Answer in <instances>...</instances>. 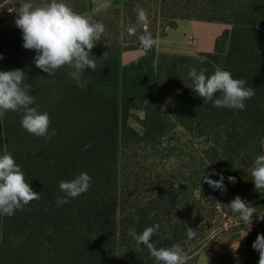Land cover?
Returning a JSON list of instances; mask_svg holds the SVG:
<instances>
[{
	"label": "trees",
	"instance_id": "trees-1",
	"mask_svg": "<svg viewBox=\"0 0 264 264\" xmlns=\"http://www.w3.org/2000/svg\"><path fill=\"white\" fill-rule=\"evenodd\" d=\"M6 1L0 0V5ZM129 1L137 19L141 8L136 6L144 0ZM154 2V22L158 18L163 23L161 30L154 29L148 17L147 32L154 40L180 19L224 23L229 28L217 38L213 52L199 57L158 55L153 46L126 65L122 52L135 48L122 46L116 35L109 49L91 50L97 68L85 70L84 78L90 82L84 88L70 78L67 66L49 77L34 64L35 50L23 48L22 36L0 31V71L25 72L40 110L50 115L49 131L54 128L57 133L50 141L30 134L21 127L20 114L12 111L0 119V154L10 151L31 188L41 194L25 210L0 216V264H120L123 251L131 260L127 264H157L149 250L128 234L130 229L141 233L157 223L159 229L152 237L156 246L180 243L188 253L187 264H192V256L214 233L200 230L188 239L185 223L191 228L198 225L193 213L200 214L203 224L204 215L217 213V202L229 204L237 195L257 207L258 215L264 213V205L260 207L264 190H255L251 176L255 158L264 155V0ZM80 3L82 8L74 10L90 14L92 1ZM18 33L22 35L19 28ZM7 34L11 36L5 38ZM190 67L204 68L206 75L217 67L228 70L233 78L245 79L255 95L245 101L242 111L204 104L191 89ZM133 110L145 113L140 121L143 133L129 124ZM178 129L185 136L180 141L172 137ZM87 144L91 147L85 150ZM140 145L168 151L160 160L181 165L184 188L174 185L171 170L163 169L157 177L168 185L147 201H132V189L143 175L133 157ZM142 150L153 156L148 148ZM82 171L92 178L88 191L55 207L57 196L64 195L60 181ZM213 172L223 175L224 191L204 182V175L220 179L210 175ZM229 176L235 177V183ZM250 228L248 239L257 238L264 234V220L254 215ZM221 258L216 264L225 263ZM226 264H233V258Z\"/></svg>",
	"mask_w": 264,
	"mask_h": 264
},
{
	"label": "clouds",
	"instance_id": "clouds-1",
	"mask_svg": "<svg viewBox=\"0 0 264 264\" xmlns=\"http://www.w3.org/2000/svg\"><path fill=\"white\" fill-rule=\"evenodd\" d=\"M148 14L145 9L137 10V23L146 24ZM15 25L22 31L23 48L35 50L33 62L37 68L50 76L64 66L71 71L69 76L75 80L77 86L84 88L90 82L85 79V70L94 72L97 68L96 58L91 50L101 40L106 32L103 22L97 21L93 16L77 12L65 0H49L48 3L36 4L34 0H24L20 4L15 19ZM136 26L130 28L134 32ZM143 49L150 50L155 40L150 32H145L138 37ZM106 55V53L104 54ZM0 59L3 56L0 55ZM204 68L190 67L187 73L193 81L191 88L204 104L212 103L213 107L244 110L245 101L255 95V89L247 85L245 79L233 78L228 70L217 67L215 71L206 75ZM27 76L22 69L0 71V119H3L9 111L20 114L21 127L28 133L37 137L51 140L57 133L51 131L50 115L40 110L36 103V96L32 95L33 87L27 82ZM220 93L219 96L216 94ZM91 147L85 145V150ZM51 163H55L52 161ZM219 180L209 179L204 175L203 180L210 187L225 190L222 174ZM252 182L256 191L264 190V155H258L251 169ZM228 180L235 183V177L229 176ZM92 183V178L87 172H79L70 180H61L60 192L63 196H57L55 207L67 204L86 193ZM177 187L179 185H176ZM41 199V194L35 192L30 182L26 180L25 173L16 163L10 151L0 154V216H12L18 210H25L32 201ZM218 206H226L232 212L239 214L240 219L247 226V233L251 231L253 217L264 220V215L257 214V207L251 202L237 195L228 205L217 202ZM30 210V209H28ZM154 215V214H153ZM151 218V217H150ZM186 225L188 239L197 236L198 231ZM159 229V224L146 227L141 233L134 229L129 230V235L149 250L150 256L155 258L157 264H187L188 253L180 243L170 247H157L152 237ZM50 232V230H48ZM239 247V244L236 248ZM252 248L259 253L258 264H264V234H258L252 244Z\"/></svg>",
	"mask_w": 264,
	"mask_h": 264
},
{
	"label": "rangeland",
	"instance_id": "rangeland-1",
	"mask_svg": "<svg viewBox=\"0 0 264 264\" xmlns=\"http://www.w3.org/2000/svg\"><path fill=\"white\" fill-rule=\"evenodd\" d=\"M91 1L92 10L89 15L93 16L97 21L103 22L106 27V32L102 35L101 40L98 41L96 46L92 49L93 51L100 53L103 52L105 49H109L110 46L113 45L116 35L119 36L120 40L124 42L122 43V46H129L135 49H143L138 37L139 35L148 31V25L150 24V22H147L146 24L137 23L136 12L134 11L135 9H133L129 0ZM23 2V0H7L6 3H4L0 8V23L2 20V16L4 14H7L9 11H11L10 13H12V18L15 23L18 8ZM48 2L49 0H34V3L36 4H43ZM65 2L68 3L71 7H73V9L82 8L80 0H65ZM116 3L119 4L116 5ZM136 8L145 9L147 11L148 17L151 20V25L154 29H162L163 23L160 19L158 20L157 18V23L154 22L155 17L152 14V10L157 9V4L154 2V0H144L141 2L139 1ZM114 9L119 11L116 13V10ZM113 10L114 12L110 13V15L108 16L107 13ZM9 18L10 17H5V20H8ZM125 22L136 24L137 30L134 32H130L131 27L128 28V26L125 25ZM177 22L178 24H186L185 22H187L188 24H194V26L191 28V32L193 33L194 38H191L190 36H183L179 32L173 33L174 36L180 35V37L177 39L173 37L169 38L163 41L164 43L162 45L166 50L170 49L173 51L174 49H177L176 53L172 52V54L168 55L199 57V55L202 54L201 48L211 49L213 43H216L217 38L220 37V35L225 29L229 28V25L217 22H206L190 19H180ZM8 26L9 25L7 24V22L3 23V25L0 26V31L9 33L11 32L13 34H16V36H22L18 33V28L16 27V25L12 28H6ZM173 29L174 28H167L166 34H168V32L172 31ZM6 36L11 35L7 34L5 35V38ZM156 40L154 47H156ZM169 52L170 51H168V53ZM159 54L167 55L161 53ZM121 61L123 65L132 62L126 61L124 58H122V56ZM144 117L145 113L143 111L133 110L131 112L129 124L138 132L143 133L144 129L140 121L144 119ZM172 137L175 140L179 141L185 138L181 129H178ZM145 148H148L149 152H152L151 154H153V156L146 154L145 151L142 150ZM150 148L153 147H146L145 145H140L139 150L133 153V157L139 160V164L136 165V167H139V171L143 175L142 181H139L138 183L136 182V185L132 189V201L135 199L147 201L149 198H152V194H154V192H156L158 188H162V186L166 187L168 185L167 181H164V179H158L157 177L158 173H164L163 169L171 170L170 173L175 182L174 185H179L181 187L183 186L182 184H184V178L179 174V167H181V165L175 161H172V165L166 161L162 162L163 160H165V154H167L168 151L162 149L161 146H157V149H153V151H150ZM148 155V161L143 162L146 159L145 156ZM160 158H162V161L160 160ZM261 205H264V198L262 202H260V207ZM223 208L224 209L218 206L216 207L217 213H210V215H204L203 220L206 218V221H204L203 224H199L198 219L202 218L200 217V214L193 213L191 215L195 218L197 216L196 223L198 225L192 226L193 229H196L198 232L200 230L214 232L210 240H208L206 244H204V246L192 256V264H216L218 259L220 261V257L225 258L224 264H226L230 257L233 258V264H258L259 253L252 248V244L256 240V238L248 239V233L245 228L246 224L240 219L239 216L235 217L237 213L232 212L230 208L226 206H223ZM262 215H264V213ZM238 244L239 247L236 248ZM193 245H195V241L189 243V246L193 247ZM124 248L125 247L122 246L123 250ZM128 258V255L124 251L121 252V256L119 257L120 264L130 263L131 260H129Z\"/></svg>",
	"mask_w": 264,
	"mask_h": 264
},
{
	"label": "crops",
	"instance_id": "crops-1",
	"mask_svg": "<svg viewBox=\"0 0 264 264\" xmlns=\"http://www.w3.org/2000/svg\"><path fill=\"white\" fill-rule=\"evenodd\" d=\"M3 4L0 5V8ZM11 11H9L7 14H4L2 16V20H1V23H0V26L3 25V23L7 22V24L9 25L8 27L6 28H12L13 26H15V23H14V20L12 18V13H10ZM5 17H10L8 20H5ZM186 24L184 23H179L177 22V26L176 28H174L172 31L168 32V34H166L165 36L163 37H159L156 41V51H157V54L160 55L159 53L161 54H172L173 53H176V50L177 49H174L173 51L172 50H166L164 49V47L162 46L163 45V41L169 39V38H179L180 35L178 36H174L173 33H180L181 35L183 36H190L191 38H194V35L193 33L191 32V28L194 26V24H188L187 22H185ZM167 33V32H166ZM215 44L216 43H213L211 49L207 48V49H202L201 48V51L202 53H209V52H212L214 49H215ZM177 47V45H176ZM168 51H170L168 53ZM167 52V53H166ZM146 54V50L145 49H134V50H127V51H124L122 52V58H124L126 61H134L136 59H138L139 57H142Z\"/></svg>",
	"mask_w": 264,
	"mask_h": 264
}]
</instances>
